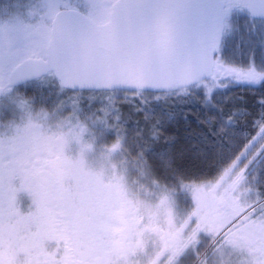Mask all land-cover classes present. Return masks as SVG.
Listing matches in <instances>:
<instances>
[{"label":"snow or ice","instance_id":"1","mask_svg":"<svg viewBox=\"0 0 264 264\" xmlns=\"http://www.w3.org/2000/svg\"><path fill=\"white\" fill-rule=\"evenodd\" d=\"M88 4L94 9L100 0ZM152 4L138 0L141 15L151 23L142 31L129 26L121 46L106 24L94 29L86 26L89 18L61 19L53 0L48 21L36 28L46 39L26 61L27 69L5 75L0 65V93L19 80L51 76L60 94L106 98L96 110L102 116L83 119L79 102L67 116L44 109L33 116L35 98H19L27 122L8 142H0V264H142V256L146 264H161L162 257L164 264H180L201 233L224 232L233 243L249 229L264 233V221L249 224L244 215L252 192L249 180L264 172V99L252 136L237 131L246 109L224 114L216 103L217 93L233 86H264V28L228 44L220 15L202 0H165V12L155 20ZM236 54L247 56V63L237 62ZM161 99L195 101L200 111L182 113L180 123L174 111L157 115L155 103ZM122 105L135 117L129 121L134 152L126 148L130 128ZM63 108L61 103L57 111ZM111 114L115 123L109 122ZM189 115L196 117L195 124ZM91 125L114 133L110 145H99L111 166L107 177L86 169L87 155L97 150ZM241 136L244 143L237 145ZM126 151L136 168L135 184L127 178L128 161L115 159ZM207 164L215 168L212 180L187 174ZM22 190L32 197L27 212L17 202ZM53 194L67 201L70 211L52 212ZM180 194L191 200L183 213L177 205ZM256 195L264 198V192ZM149 239L157 244L151 255Z\"/></svg>","mask_w":264,"mask_h":264},{"label":"flooded vegetation","instance_id":"2","mask_svg":"<svg viewBox=\"0 0 264 264\" xmlns=\"http://www.w3.org/2000/svg\"><path fill=\"white\" fill-rule=\"evenodd\" d=\"M51 0H27L29 4L32 5L33 9L42 11L41 8H46L48 13H50V3ZM55 4L54 12L56 13H74L81 15L85 18H89V21H95L93 25L97 26L101 20V3L96 8H90L88 0H57ZM119 0H116V2ZM224 3V22H223V40L228 44H235L239 41L241 36L245 38V20L249 23L260 22L264 23V20H257L252 17L247 12L245 0H223ZM38 27V26H37ZM34 26H28L26 28L12 29L10 26L4 24L2 19H0V48L4 51V57L0 60V65L3 66L4 74L8 75L15 70L22 69L20 65H24V69H27L28 64L26 61L32 57L33 52L40 51V45L46 39L45 34L41 35L40 33L35 34ZM33 42L32 46L28 47L27 53H21L20 59L17 54L14 52L20 46H25ZM18 59L17 62H15ZM235 60L237 62L247 63V56L236 54ZM15 62V63H14ZM259 58H257V63H259ZM58 89L56 84L53 81L51 76L45 77H30L25 80L17 81L8 87L3 93H0V142H8V140L16 135L17 128L22 127L24 123L27 122L26 115L22 112L18 105V100L20 97L26 99L35 98L33 104V116L36 112L41 109L48 111L49 113L56 112V116H67L68 107H65L59 111V102H58ZM254 93L259 92L264 94V86H253L249 87L247 85H236L227 90V92H218L216 95V102L219 100H224L225 96H242L245 99V93ZM245 109V106L243 107ZM262 106H260L261 110ZM86 112V111H85ZM84 114V112L82 113ZM80 114L83 119L85 116ZM110 119V118H109ZM110 123H112L109 120ZM115 123V121L113 122ZM93 126L94 131L97 132ZM100 125H98L99 127ZM102 133L100 130L98 133ZM11 157H6L4 163L7 162V159ZM121 160H123V155H121ZM131 172V171H130ZM264 173V172H263ZM264 176V175H263ZM264 182V179H263ZM17 187L20 186V179L17 177L14 181ZM18 205L22 212H27L32 205V197L27 191H20L18 194ZM49 207L52 212H68L70 211L71 205L53 194V197L49 203ZM247 217V223L251 224L252 222H260L259 218H255L249 222V217ZM242 223L244 218L241 219ZM235 230V229H233ZM250 234L244 239L239 240L235 245L239 246L242 251L245 248L244 253H237L232 257L231 264H241L245 261L246 257H251L252 261L255 259L259 261L261 256H264V233L260 231L257 235H254V230L249 229ZM248 231V232H249ZM255 237V238H254ZM249 240H246V239ZM257 239V242L255 240ZM56 242L52 241V247H55ZM246 244V245H245ZM246 246V247H245ZM253 256V257H252ZM226 261V259L224 260ZM196 264V262H195Z\"/></svg>","mask_w":264,"mask_h":264},{"label":"rangeland","instance_id":"3","mask_svg":"<svg viewBox=\"0 0 264 264\" xmlns=\"http://www.w3.org/2000/svg\"><path fill=\"white\" fill-rule=\"evenodd\" d=\"M57 2H58L57 0H54V4H56ZM50 3H53V0H51ZM41 10L42 11H38L36 9H33L32 5L29 4L27 2V0H0V19H2V21L4 22L5 25L10 26L12 29H18L20 27L26 28L28 26H34L36 29L37 26H39L42 21L43 22L48 21L49 16L51 14V12L48 13V10L44 7L41 8ZM262 28H264V23L254 22V21L252 23H249L245 20V39H247L249 32H252L253 34L259 35V32ZM34 32L36 35H37V33H40L41 35L44 34L43 32H37L36 30L33 31V33ZM32 44H33V42H30L29 44H26L25 46H20L18 49H16L14 51L17 54V56L19 57L18 59H20L21 53H27V51H28L27 48L32 46ZM18 59L15 62H17ZM57 92H58L57 97H58L59 105L62 103L65 107L69 108L68 110L71 109V106L74 103L79 102L78 107H80L82 109L80 114H82L84 112V114H82L84 116L91 115V114H96L99 116L103 115V113H97L96 112L97 109L103 107L102 105L106 104V98H101L99 94H96L95 96H92L91 98H88V97L70 98L71 93L60 94L59 91H57ZM121 108H122V110L129 109V106L123 105V106H121ZM67 115H69V113H67ZM114 115L115 114H111L109 116L110 119L108 118L112 123L115 121L113 119ZM93 126L94 125H91L92 131H94ZM95 127H98V125H96ZM100 128L102 129V133L100 132V133L94 134L95 139H96V144H97V150L94 152H91L87 155V157H86V169L93 172V173H101L102 172L105 174V177H107V174L110 171L111 166H110L108 161L104 160L101 157L99 145L106 144V143L108 145H110L114 140V133L111 129L105 128L103 125H100ZM93 133H95V132H93ZM127 145H128V143L126 144V148H127ZM115 159L116 160L121 159V155H117L115 157ZM133 169H135L134 162H133ZM255 170H256V168L253 167L252 172L254 173ZM127 178L129 181H131L132 178H137L136 170H132L130 175H129V171H128ZM258 181H259L258 179H250L249 184H248V186L252 189L251 193H253L254 202L259 200L256 196V190H255ZM66 183L74 184V181H67ZM177 205H178V211L183 213L184 210H186L188 207L191 206L190 197L185 198L183 194H180V196L178 197ZM236 224L238 227H240V226H242L243 223L240 220V221H237ZM258 232H259V230H254V235H257ZM248 234H250V231L247 233V235ZM209 239H210L209 234L201 233L199 235L197 242L195 244L189 246L187 248V250L185 251V253L182 255V257L180 258V264H186V262L191 257L196 258L195 251H197V250L202 252V253L212 254L213 261H215L217 259H222V260L226 259V261H225L226 264H231L232 263V261H231L232 257L235 256L238 252L239 253L245 252V248H243V251H242V249L239 246H237V245H235V243H233L231 246H229L228 248H226L224 250V253L222 254V256L217 257L215 254L212 253V248H211V246H209ZM257 239L258 238H256L255 242H257ZM246 240H249V239L247 238ZM50 245H51V242H50ZM156 248H157V244H156L155 240L149 239L147 242V253L149 255H151L152 253H154ZM165 259H166L165 257L161 258V264H164ZM251 259H252L251 257H249V258L246 257L245 260L249 261ZM146 260H147V256L141 257L142 264H146ZM239 263L241 264V261H239Z\"/></svg>","mask_w":264,"mask_h":264},{"label":"trees","instance_id":"4","mask_svg":"<svg viewBox=\"0 0 264 264\" xmlns=\"http://www.w3.org/2000/svg\"><path fill=\"white\" fill-rule=\"evenodd\" d=\"M231 99H224L219 100L216 102L219 105H222L224 108V114H228L231 112L233 108H243L245 106V109L247 110V116L245 119H240V123L237 125V131L242 133L243 136H252L256 134L257 128H256V123H259V113H260V106H262L259 101L261 99H264V94H260L259 92H254V93H245V99H243L242 96H230ZM225 98V97H224ZM102 105V104H101ZM102 106H105L102 105ZM123 106V105H122ZM155 108H156V113L158 116L165 115L170 111H174L178 114L177 118L180 119V123H183V117L182 113L184 112H198L200 111L199 105L195 101H191L187 104H184L183 102H177L176 100H169L165 101L164 99H161L159 102L155 103ZM244 109V108H243ZM131 111L130 107L129 109H124V115L126 117V120L124 121L125 124L130 128V132L128 134V145L127 148H132L133 152L135 151V137L131 135V129L134 128V125L129 122L132 119H135L134 115L129 116V112ZM202 114V113H201ZM139 116L140 114H136ZM188 120L195 124L196 122V117L193 115L188 116ZM143 123V122H141ZM97 132L94 134L98 133L102 129L99 127L96 128ZM241 136L237 139V145L244 143V137ZM121 160V159H119ZM123 160H127V168L129 171L136 170L133 169V161L130 158L129 153L126 151L123 154ZM256 171V170H255ZM161 176H164L163 171L159 173ZM187 174L189 176H200L201 180H212L213 177L216 175L215 168L211 164L204 165L201 169H196V168H189L187 170ZM264 173L262 172L260 174V178L258 179V183L256 186V194L259 192H264ZM169 182L171 183V177H168ZM201 180H197L196 182H201ZM186 182H191V180L186 181ZM257 196V195H256ZM259 199V197L257 196ZM196 258L191 257L189 260L186 262V264H193L195 262Z\"/></svg>","mask_w":264,"mask_h":264},{"label":"clouds","instance_id":"5","mask_svg":"<svg viewBox=\"0 0 264 264\" xmlns=\"http://www.w3.org/2000/svg\"><path fill=\"white\" fill-rule=\"evenodd\" d=\"M101 3V20L97 24V28L100 25L106 24L107 27L116 33L117 37L121 41V46H123L127 40L128 25L126 22L122 21L117 12V2L116 0H100ZM165 0H153L151 7L152 19L155 20L159 16L163 15L165 8L163 7ZM151 22L145 19L142 15L135 22L138 25L137 30L142 31L144 27L148 26ZM137 178H132L131 183L135 184ZM249 201L245 205L246 212L245 216L249 217V222L255 218H259L264 221V198H259L258 201L253 200V193H248ZM243 217H241L242 219ZM233 242L230 238H226L224 232L210 236L209 246L212 248V253L217 257L222 256L224 250L231 246ZM196 264H226L222 259H217L213 261L212 254L202 253L200 251H195ZM242 264H264V256H261L259 261L253 259L252 261L245 260Z\"/></svg>","mask_w":264,"mask_h":264},{"label":"water","instance_id":"6","mask_svg":"<svg viewBox=\"0 0 264 264\" xmlns=\"http://www.w3.org/2000/svg\"><path fill=\"white\" fill-rule=\"evenodd\" d=\"M202 3L211 11L218 13L222 20V28L224 22V3L223 0H202ZM138 0H119L117 1V12L120 19L127 23L128 26L135 25V22L141 16V10L137 7ZM245 5L248 14L250 17L257 20H264V0H245ZM61 19L65 18H73L76 20L85 18L81 15L74 13H59ZM87 27H91L97 29V26L93 25L90 21L86 25ZM20 71L25 70L24 68L19 69ZM21 81V80H19ZM114 87L123 88L126 86L115 85Z\"/></svg>","mask_w":264,"mask_h":264}]
</instances>
